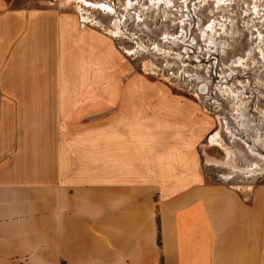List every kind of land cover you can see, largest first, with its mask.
Here are the masks:
<instances>
[{
	"label": "crops",
	"instance_id": "crops-1",
	"mask_svg": "<svg viewBox=\"0 0 264 264\" xmlns=\"http://www.w3.org/2000/svg\"><path fill=\"white\" fill-rule=\"evenodd\" d=\"M212 122L77 10L0 8V264H264V184L207 181Z\"/></svg>",
	"mask_w": 264,
	"mask_h": 264
},
{
	"label": "rangeland",
	"instance_id": "rangeland-1",
	"mask_svg": "<svg viewBox=\"0 0 264 264\" xmlns=\"http://www.w3.org/2000/svg\"><path fill=\"white\" fill-rule=\"evenodd\" d=\"M19 6L73 8L105 29L129 73L163 81L212 118L199 145L208 182L244 197L264 184V0H0Z\"/></svg>",
	"mask_w": 264,
	"mask_h": 264
},
{
	"label": "bare ground",
	"instance_id": "bare-ground-1",
	"mask_svg": "<svg viewBox=\"0 0 264 264\" xmlns=\"http://www.w3.org/2000/svg\"><path fill=\"white\" fill-rule=\"evenodd\" d=\"M81 18H82L83 21H87L88 20L87 16L83 15L82 13H81Z\"/></svg>",
	"mask_w": 264,
	"mask_h": 264
}]
</instances>
